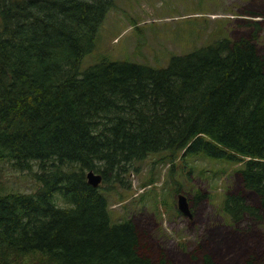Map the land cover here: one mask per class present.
I'll return each instance as SVG.
<instances>
[{
	"label": "trees",
	"instance_id": "obj_1",
	"mask_svg": "<svg viewBox=\"0 0 264 264\" xmlns=\"http://www.w3.org/2000/svg\"><path fill=\"white\" fill-rule=\"evenodd\" d=\"M115 1L0 0V165L31 171L37 185H0V264H172L144 254L134 220L113 221L110 212L112 191L129 188L149 155L164 154L172 172L177 159L187 165L200 153L239 164L259 205L229 192L220 212L231 226L263 218L256 34L173 56L166 67L100 57L83 69ZM91 170L102 177L98 186ZM200 261L217 264L205 253Z\"/></svg>",
	"mask_w": 264,
	"mask_h": 264
},
{
	"label": "rangeland",
	"instance_id": "obj_2",
	"mask_svg": "<svg viewBox=\"0 0 264 264\" xmlns=\"http://www.w3.org/2000/svg\"><path fill=\"white\" fill-rule=\"evenodd\" d=\"M253 33L264 56V0H116L82 68L100 57L166 67L173 56ZM163 155L137 162L127 178L129 188L112 191L113 221L132 218L143 253L154 261L165 257L172 264H201L205 253L217 264H245L249 258L264 264V209L259 223L246 216L236 226L228 225L220 212L229 192H241L259 205L258 196L243 186L240 165L200 153L187 156V165L177 159L172 172L170 162L160 161ZM0 185L22 192L37 186L31 171L10 164L0 165ZM197 190L206 197L196 200ZM120 192L125 200L117 196ZM181 193L188 198L189 215L178 212Z\"/></svg>",
	"mask_w": 264,
	"mask_h": 264
},
{
	"label": "water",
	"instance_id": "obj_3",
	"mask_svg": "<svg viewBox=\"0 0 264 264\" xmlns=\"http://www.w3.org/2000/svg\"><path fill=\"white\" fill-rule=\"evenodd\" d=\"M87 178H88L89 183L92 184L93 186H98L102 180L101 175L96 174L92 170L87 173ZM178 208L182 214H185V215L190 214L188 198L183 193L178 195Z\"/></svg>",
	"mask_w": 264,
	"mask_h": 264
},
{
	"label": "bare ground",
	"instance_id": "obj_4",
	"mask_svg": "<svg viewBox=\"0 0 264 264\" xmlns=\"http://www.w3.org/2000/svg\"><path fill=\"white\" fill-rule=\"evenodd\" d=\"M97 174V173H96Z\"/></svg>",
	"mask_w": 264,
	"mask_h": 264
}]
</instances>
